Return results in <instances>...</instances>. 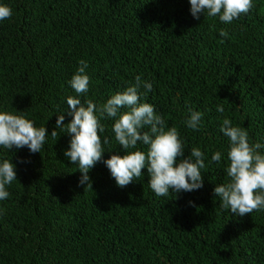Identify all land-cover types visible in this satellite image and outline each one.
Masks as SVG:
<instances>
[{
  "label": "trees",
  "instance_id": "16d2710c",
  "mask_svg": "<svg viewBox=\"0 0 264 264\" xmlns=\"http://www.w3.org/2000/svg\"><path fill=\"white\" fill-rule=\"evenodd\" d=\"M0 4L12 9L0 21V111L23 114L48 134L40 153L0 146V163L16 171L0 200V264H264V210L238 217L214 195L228 182L223 120L264 145V0L230 24L206 13L194 19L189 0ZM81 60L90 83L78 95L69 82ZM137 76L152 84L141 102L178 129L184 158L193 147L204 153L201 189L157 196L146 168L118 187L103 161L125 152L106 115L100 136L109 143L88 173L92 189L79 185L78 165L64 155L66 128L51 136L58 115L65 125L72 119L69 96L99 107ZM189 110L202 113L198 131L184 123ZM217 151L219 164L211 161Z\"/></svg>",
  "mask_w": 264,
  "mask_h": 264
},
{
  "label": "clouds",
  "instance_id": "9594fccd",
  "mask_svg": "<svg viewBox=\"0 0 264 264\" xmlns=\"http://www.w3.org/2000/svg\"><path fill=\"white\" fill-rule=\"evenodd\" d=\"M189 2L194 19H199L201 13H206L208 17L218 16L221 22L227 24L238 19L241 14H247L254 7L253 0ZM11 16L12 9L0 4V21L10 19ZM219 35L226 37L228 33L221 30ZM79 64L80 67L69 82L78 95L87 93L90 83V77L86 74V61L81 60ZM141 88L144 89L143 92ZM151 91L152 84L137 76L134 84L112 95L99 107L92 100L82 103L79 98H67V115L72 119L65 125L64 114L58 115L56 130L52 131L51 136L56 138L57 129L65 128L71 136L69 149L64 155L71 163L78 165L82 174L80 186L86 185L85 188L92 189L88 173L102 160L105 152L103 145L109 143L107 137L102 141L100 136L105 131L100 118L106 115L114 119L112 130L116 141L125 152L122 156L111 155L103 161L118 187H126L140 178L145 168L150 177V189L160 197L168 196L170 190L178 194L203 187L201 169L205 167L204 153L199 147H193L190 155L184 158V145L178 129L175 126L167 127L164 118L155 112L153 105L141 102V97H146ZM189 111L190 118L184 123L188 128L198 131L202 113ZM217 111L223 113V105L217 106ZM220 131L229 138L226 168L228 182L214 188V195L221 200L220 206L230 209L238 217L251 214L254 210H264V154L260 151L264 145L259 142L251 143L247 130L233 126L228 118L223 120ZM47 136L45 126L35 127L34 122L23 114L0 111V146L3 148L12 150L27 147L31 153H40ZM138 142L147 146L146 152L128 151L136 149ZM221 157L222 153L217 151L212 155L211 161L219 164ZM14 180L15 165L5 159L0 163V200L8 198L6 186L11 185Z\"/></svg>",
  "mask_w": 264,
  "mask_h": 264
}]
</instances>
